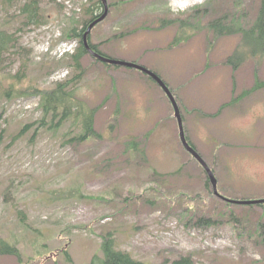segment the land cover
I'll use <instances>...</instances> for the list:
<instances>
[{
  "label": "rangeland",
  "instance_id": "1",
  "mask_svg": "<svg viewBox=\"0 0 264 264\" xmlns=\"http://www.w3.org/2000/svg\"><path fill=\"white\" fill-rule=\"evenodd\" d=\"M11 1L0 0V23L9 19L6 12L17 15L25 3ZM258 1L241 0L236 9L234 0H192L181 10L174 7L180 0H107V17L90 33L106 57L135 61L168 82L183 112L186 136L215 172L218 198L182 146L168 98L137 69L109 67L89 55L81 60L84 75L69 89L75 99L96 109L94 129L100 135L84 143L65 142L70 121L57 133L40 131L33 142L30 132L11 142L22 124L41 117L39 99L0 104V124L6 128L0 143V238L20 253L19 261L0 256V264H89L101 256V237L107 235L116 249L147 264H170L185 256H191L192 264H264V243L255 236L259 223L264 238V207L229 201L264 200V88L238 103L252 104L248 111L237 116L227 111L228 117L220 118L218 149L206 131L215 124L198 122L201 104L228 102L256 79L264 81L263 57L248 58L233 72L227 57L240 36H218L208 27L217 19L228 24L238 14L251 25ZM92 4L99 6L96 15L104 12L98 0L41 4L47 22L17 36L30 50L23 60L4 59L3 86L10 83L5 75L18 71L22 61L26 75L18 84L21 89H51L56 80L72 78L74 68L57 66L60 59L42 48H50L52 41L55 50L70 19H88ZM18 25L1 28L12 33ZM72 43L77 47V41ZM133 140L146 160L129 159L125 150ZM74 189L84 198L52 195ZM153 199L154 205L147 203ZM200 218L216 219L217 225H195Z\"/></svg>",
  "mask_w": 264,
  "mask_h": 264
},
{
  "label": "trees",
  "instance_id": "2",
  "mask_svg": "<svg viewBox=\"0 0 264 264\" xmlns=\"http://www.w3.org/2000/svg\"><path fill=\"white\" fill-rule=\"evenodd\" d=\"M5 1L9 4H13L15 2H12L11 0ZM240 1L241 0H234L233 6L236 7V9L240 6ZM41 2L55 4L56 0H25V3L19 7L20 12L17 15L16 13L9 14L6 12L7 15L10 16L9 19L5 18L0 23V71L3 69L4 59H7V57L15 58L20 56L23 60V57L29 53V49L24 48L14 34L4 32L1 26L10 25L11 22H17L19 25L15 28V31H21L22 33L27 32L31 26L40 27L47 22L46 18H44L42 14L43 9L40 5ZM99 4L102 8L100 1ZM57 5L62 9V4ZM98 8L99 6L92 4L86 10V14L89 16L88 19L84 18L82 21H79L71 18L69 27L63 29L62 39H75L78 41V47L75 53L57 62V66L65 65L74 68L76 74L72 78L55 83L54 87L51 89H21L18 87V84L25 78L26 75L25 61H22L18 71L15 73L9 72L5 75L4 79L9 80L10 82L7 87L3 86V82L0 79V104H4V102L5 104H11L20 98L38 97V109L41 110V117L30 124H22L18 132L11 137V142L22 138L27 132H30L29 142H33L39 135L40 131L45 130L47 132L57 133L65 127V123L68 121H70L71 124L67 132L63 134V138L66 139V143L69 144L75 142L80 144L90 140V138L96 139L100 137L94 129L96 109L88 108L86 104H83L81 101L75 99L73 96L74 89H69L72 84H75L84 75L81 60L88 55V52L83 45L82 34L86 30L87 26L95 20V18H97L94 10ZM239 15L240 14L237 16L232 15L228 24H224L220 19H217L209 24V27L214 30L215 34L218 36H229L232 34H238L240 36L239 46L234 50L233 54L227 58V63L231 65L233 69L239 68L240 65L248 58L258 55L264 57V0L258 1L257 16L251 25L246 26V24L242 21V16ZM20 16H23V18ZM79 25H81V28H79ZM184 26L185 25L183 23H180V29H183ZM88 43L92 50L101 54L98 50V46L93 44L89 37ZM260 86L264 87V82L256 84V86L248 92H251L256 88H260ZM3 114L4 110L0 114V121ZM5 135L6 128L1 127L0 124V143ZM190 144L195 149L191 142ZM128 148V151L125 150V152L131 155L129 159L137 157L146 160L144 150L138 147V143L136 141L133 140L129 142ZM77 190L78 189H74V192L69 191L64 194L57 191L53 192L52 195L57 193L63 200H70L73 197H77L79 199L84 198L80 192H76ZM8 192L9 188L5 191V197ZM155 200L156 199H153L147 203L154 205ZM24 216L25 215L22 213L19 219L24 221ZM215 223L216 222L214 220L209 218H200L195 222V225L212 226L216 225ZM256 229L257 232L261 231L260 225H257ZM255 236L257 240L259 239L260 242L264 243L262 235L257 233ZM101 240V256L95 255L89 264H147L146 262L132 258L128 252L116 249L114 239L110 238L108 235L102 236ZM60 251L61 250H57V252ZM64 253L67 258H69L67 250H65ZM0 256H14L18 261L20 260V253L17 246L9 244L2 238H0ZM170 264H192V259L191 256H185L173 260Z\"/></svg>",
  "mask_w": 264,
  "mask_h": 264
},
{
  "label": "water",
  "instance_id": "3",
  "mask_svg": "<svg viewBox=\"0 0 264 264\" xmlns=\"http://www.w3.org/2000/svg\"><path fill=\"white\" fill-rule=\"evenodd\" d=\"M102 3L105 6V12L102 16H100L99 18H97L95 21H93L88 28L86 29V32L83 34V43L85 45V47L87 48L88 52L91 53L95 58L99 59L100 61L107 63L109 65H119V66H126L129 68H134L137 69L141 72H144L145 74H147L148 76H150L151 78H153L158 84L159 86L162 88V90L165 92L166 96L170 99L173 107H174V111H175V117L178 120V126H179V137H180V141L184 147V149L193 157L195 158L201 165L202 167L205 169V171L207 172L210 182L212 184L214 193L217 194V190H216V180L212 174V172L210 171V169L204 164V162L202 161V159L199 157V155L196 153V151H194L192 149V147L188 144V142L185 139V134L182 128V121H181V117H180V113H179V109L177 107L176 102L174 101L173 96L171 95L170 91L168 90V88L166 87V85L156 76L154 75L152 72L146 70L145 68L138 66L136 64L133 63H126V62H122V61H117V60H113V59H109L106 58L104 56L98 55L96 54L94 51H92L87 44V35L89 34V32L91 31V29L98 24L99 22H101L107 15V6H106V1L102 0ZM263 201H254V202H240L242 204H260L263 203Z\"/></svg>",
  "mask_w": 264,
  "mask_h": 264
},
{
  "label": "crops",
  "instance_id": "4",
  "mask_svg": "<svg viewBox=\"0 0 264 264\" xmlns=\"http://www.w3.org/2000/svg\"><path fill=\"white\" fill-rule=\"evenodd\" d=\"M221 104H201L202 110L206 113L213 112L216 108H218ZM217 110V109H216ZM227 111V110H226ZM225 112V111H224ZM223 112V113H224ZM221 114L219 117H223L224 114Z\"/></svg>",
  "mask_w": 264,
  "mask_h": 264
},
{
  "label": "clouds",
  "instance_id": "5",
  "mask_svg": "<svg viewBox=\"0 0 264 264\" xmlns=\"http://www.w3.org/2000/svg\"><path fill=\"white\" fill-rule=\"evenodd\" d=\"M191 3H192V0H183V3L174 5V7H179L181 10H183L184 8L189 7Z\"/></svg>",
  "mask_w": 264,
  "mask_h": 264
},
{
  "label": "bare ground",
  "instance_id": "6",
  "mask_svg": "<svg viewBox=\"0 0 264 264\" xmlns=\"http://www.w3.org/2000/svg\"><path fill=\"white\" fill-rule=\"evenodd\" d=\"M68 49H70V47H68Z\"/></svg>",
  "mask_w": 264,
  "mask_h": 264
}]
</instances>
